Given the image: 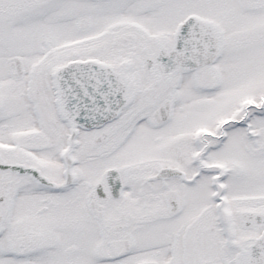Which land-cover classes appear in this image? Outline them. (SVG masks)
<instances>
[{
    "label": "snow or ice",
    "instance_id": "obj_1",
    "mask_svg": "<svg viewBox=\"0 0 264 264\" xmlns=\"http://www.w3.org/2000/svg\"><path fill=\"white\" fill-rule=\"evenodd\" d=\"M0 264H264V0H0Z\"/></svg>",
    "mask_w": 264,
    "mask_h": 264
}]
</instances>
